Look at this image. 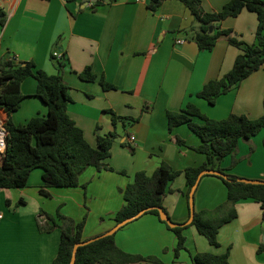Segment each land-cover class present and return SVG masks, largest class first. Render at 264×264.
I'll return each mask as SVG.
<instances>
[{
  "label": "crops",
  "instance_id": "crops-1",
  "mask_svg": "<svg viewBox=\"0 0 264 264\" xmlns=\"http://www.w3.org/2000/svg\"><path fill=\"white\" fill-rule=\"evenodd\" d=\"M90 1L96 2L90 6ZM230 0H202L207 11H220ZM150 0H0L7 14L0 25V63L16 55L20 62L34 61L49 74L60 72L51 55L65 57L61 71L70 86V116L97 146L98 135L117 130L112 155L107 163L114 170L89 167L78 187L46 188L43 170L35 169L24 187L0 190V264H53L61 240V228L46 232L40 225L46 213L60 212L69 220L85 221L83 239L88 240L112 229L115 213L124 205V191L139 171L152 175L162 162L183 171L207 160L194 150L202 139L186 124L169 129L168 111L195 104L213 119L232 113L259 118L264 114V68L244 79L239 86L221 95L215 104L197 95L210 81L228 73L241 49L220 37L211 51L200 50L191 39L198 24L190 9L180 0H165L156 10ZM258 18L250 10L222 21L239 40L253 44ZM184 38V43L177 39ZM91 66L99 78L116 86L106 89L96 81L79 76ZM37 80L26 78L21 86L25 98L11 114L16 124L34 116H47V104L36 95ZM0 109L1 116L6 120ZM120 119L116 126L112 112ZM134 120V121H133ZM136 120V121H135ZM198 120V119H195ZM200 121V120H198ZM99 127V130L97 129ZM135 136V140L131 137ZM176 137L186 145L176 142ZM254 147V149H253ZM236 158L238 163L232 166ZM240 158V159H239ZM220 165L226 172L264 181V128L250 140H240L234 155ZM125 171V173H122ZM185 174L170 183L164 206L170 218L186 223L190 218ZM227 200V187L217 175L202 177L195 193V209H214ZM238 216L224 224L218 234L220 245L210 244L195 226L184 234L187 249L175 258L177 236L158 216L145 213L116 232L118 245L131 253L156 255L165 262L195 264L191 253L229 251L230 264H264V215L253 199L236 204ZM149 264V263H135Z\"/></svg>",
  "mask_w": 264,
  "mask_h": 264
},
{
  "label": "trees",
  "instance_id": "trees-1",
  "mask_svg": "<svg viewBox=\"0 0 264 264\" xmlns=\"http://www.w3.org/2000/svg\"><path fill=\"white\" fill-rule=\"evenodd\" d=\"M165 0H150L149 8L156 11ZM192 12L198 24L192 29L191 39L199 49L211 51L222 36H226L230 44L237 46L241 52L236 57L233 68L220 78L210 80L197 95L211 104L218 98L249 77L254 72L264 68V0H230L220 11H207L202 0H180ZM250 10L256 13L258 26L256 39L253 44H246L233 35V30L223 29L222 21L228 17L238 16L242 11ZM6 12L0 8V25H5ZM211 28H213L211 30ZM60 70L57 74H49L38 68L34 61L20 62L13 58L5 59L0 63V79L2 92L0 94V109L7 112L6 128L8 131V148L0 156V190L24 187L28 184L32 172L43 170V186L40 192L51 196L46 190L49 187H78L81 184V175L91 166L99 170H114L107 163L112 155V148L118 138L117 130L106 135H98L97 146H93L86 139L84 131L68 112V105L72 98L70 86L61 74L65 66V57L59 59L54 53L51 55ZM79 76L88 81L98 80V75L91 66H87ZM28 77L37 80V93L48 106L47 116H34L25 124H16L11 114L20 109L25 98L21 86ZM106 89L116 88L99 78ZM2 113L5 116L4 111ZM113 123L116 126L120 117L113 111ZM169 129L186 124L196 133L202 142L194 150L204 153L207 160L199 166H189L183 171L174 170L167 163L162 162L152 175L139 171L132 183L124 191L125 203L115 213L117 223L135 216L146 208H152L146 213H152L175 232L177 245L174 249L175 258H179L183 250L187 249V238L184 229L195 226L198 232L204 235L211 245H220L218 234L221 227L238 216L236 204L240 200L253 199L260 203L264 215V184H252L244 181V177L226 172L220 165L221 160L234 155L240 140H250L264 128V114L259 118H250L245 114L232 113L223 119H213L204 114L195 104L189 103L178 111H168ZM3 118V117H2ZM195 119L200 120L199 122ZM134 121V120H133ZM136 121V120H135ZM99 130V127L97 128ZM176 142L186 145L181 137ZM238 160L234 158L232 166ZM206 169H216L226 173L227 178L220 177L227 187V200L214 209L195 211V217L190 225L170 227L160 217L158 207L167 212L164 206V197L170 190V183L179 175L185 174L187 181L186 197L197 181L199 174ZM122 173H125L123 171ZM168 213V212H167ZM47 221L40 225L42 231H52L61 228L59 249L53 264H70L73 248L76 243L82 242L85 221L60 225L57 219L65 221L66 216L57 212L56 215L46 213ZM260 252H264V243L260 245ZM195 264H230V254H215L212 252L191 253ZM176 264L163 261L156 255H141L122 249L116 241V233L102 237L87 245L81 246L77 252L75 264Z\"/></svg>",
  "mask_w": 264,
  "mask_h": 264
},
{
  "label": "water",
  "instance_id": "water-1",
  "mask_svg": "<svg viewBox=\"0 0 264 264\" xmlns=\"http://www.w3.org/2000/svg\"><path fill=\"white\" fill-rule=\"evenodd\" d=\"M212 29L213 28H211V30ZM208 174L209 175H217V176H220V177H223V178H227L226 173H224L222 171H219V170H216V169H206V170H203L199 174V176L197 178V181L194 184V186L192 187V189L190 191V194H189L190 218H189V220L186 223H183V224L175 223L170 218L169 214L166 211H164L160 207L157 208L159 210L161 219L163 221L167 222L170 227L174 228V227H177V226H180V225L181 226L190 225L193 222L194 217H195V211H196V209H195V193H196L197 187H198L202 177L205 176V175H208ZM244 181L247 182V183H252V184H264L263 180H254V179L245 178ZM151 209L152 208H146V209L142 210L141 212H139L138 214H136L135 216L129 217V218L123 220L122 222L117 223L112 229H110L109 231L105 232L104 234H101V235L96 236L94 238H91V239L84 240L82 242L76 243L74 248H73L72 258H71L70 264H75L76 263L77 252H78L79 247L87 245V244H89V243H91V242H93L95 240H98V239H100L102 237H106V236H110V235L115 234L122 227L126 226L127 224H129L130 222L134 221L135 219L141 217L142 215H144L147 211H149Z\"/></svg>",
  "mask_w": 264,
  "mask_h": 264
},
{
  "label": "built area",
  "instance_id": "built-area-1",
  "mask_svg": "<svg viewBox=\"0 0 264 264\" xmlns=\"http://www.w3.org/2000/svg\"><path fill=\"white\" fill-rule=\"evenodd\" d=\"M95 4L96 2L90 1V6H94ZM185 41L186 40L184 38L177 39V43H184ZM54 55L59 59L62 57V54L58 51H55ZM11 58L15 59V61H19L16 55H12ZM1 92H2V86H1V79H0V94ZM5 123H6V120L0 117V156L4 155L8 148V140H7L8 131H7ZM131 139L135 140V136H132ZM2 218H3V214L0 213V219Z\"/></svg>",
  "mask_w": 264,
  "mask_h": 264
},
{
  "label": "rangeland",
  "instance_id": "rangeland-1",
  "mask_svg": "<svg viewBox=\"0 0 264 264\" xmlns=\"http://www.w3.org/2000/svg\"><path fill=\"white\" fill-rule=\"evenodd\" d=\"M196 121H198V120H196ZM199 122V121H198ZM259 134V133H258ZM242 140H245V141H248V139H242ZM253 149H254V147H253ZM240 159V158H239ZM238 161H240V160H238ZM175 223H177V222H175ZM183 224V223H182ZM188 228V227H187ZM184 231H185V229H184ZM174 232V231H173ZM175 233V232H174Z\"/></svg>",
  "mask_w": 264,
  "mask_h": 264
},
{
  "label": "bare ground",
  "instance_id": "bare-ground-1",
  "mask_svg": "<svg viewBox=\"0 0 264 264\" xmlns=\"http://www.w3.org/2000/svg\"><path fill=\"white\" fill-rule=\"evenodd\" d=\"M0 117L2 118L1 113H0Z\"/></svg>",
  "mask_w": 264,
  "mask_h": 264
}]
</instances>
